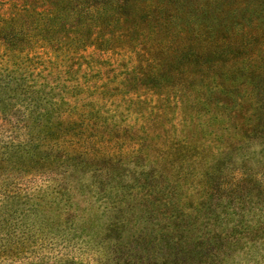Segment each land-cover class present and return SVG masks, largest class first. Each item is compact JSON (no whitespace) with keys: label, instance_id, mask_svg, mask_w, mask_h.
<instances>
[{"label":"rangeland","instance_id":"obj_1","mask_svg":"<svg viewBox=\"0 0 264 264\" xmlns=\"http://www.w3.org/2000/svg\"><path fill=\"white\" fill-rule=\"evenodd\" d=\"M0 264H264V0H0Z\"/></svg>","mask_w":264,"mask_h":264}]
</instances>
